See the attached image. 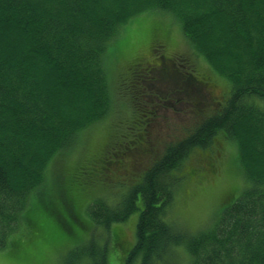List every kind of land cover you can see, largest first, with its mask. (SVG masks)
Instances as JSON below:
<instances>
[{
    "label": "trees",
    "instance_id": "16d2710c",
    "mask_svg": "<svg viewBox=\"0 0 264 264\" xmlns=\"http://www.w3.org/2000/svg\"><path fill=\"white\" fill-rule=\"evenodd\" d=\"M158 10L177 20L198 56L227 82L228 92L218 98L212 80L185 60L193 70L180 73L189 75L185 82L178 80L185 92L195 86L187 93L197 111L189 135L155 151L141 168L154 147L146 124L140 125L155 112L146 111L147 99L133 91L127 97L139 100L140 113L129 111L141 118L137 129L127 128L124 141L87 165L54 172V161L111 112L105 65L111 44L129 20ZM159 60L160 72L175 73L171 58ZM220 140L234 143L246 185L229 189L211 228L192 233L170 216L180 169L201 148L213 156L205 159L206 170L216 173ZM125 158L136 172L130 175L142 172L141 180L117 203L96 192L101 197L85 204L108 173L125 167ZM52 179L62 183L48 192ZM37 199L54 218L51 227L42 207L33 208ZM140 204L131 247L123 230L114 228ZM21 222L35 247L15 237ZM98 230L110 237L98 238ZM50 233L64 242L59 252L79 256L70 264H110L112 243L126 252L123 264H174L180 246L190 264H264V0H0V248L10 241V264H22L20 259L40 264L39 243Z\"/></svg>",
    "mask_w": 264,
    "mask_h": 264
},
{
    "label": "rangeland",
    "instance_id": "374dc122",
    "mask_svg": "<svg viewBox=\"0 0 264 264\" xmlns=\"http://www.w3.org/2000/svg\"><path fill=\"white\" fill-rule=\"evenodd\" d=\"M161 43L164 46L162 48L157 47ZM162 57L173 60L175 73L167 72L164 74L160 72L159 68L144 71V62L157 63L158 59ZM185 60L190 61L195 73L201 78L206 76L212 80L215 85L214 93L218 98L219 95H225L228 92L229 85L227 82L198 56L189 40L184 36L180 24L173 16L158 10L142 13L129 20L119 38L111 44L105 60L111 94L114 98L111 112L104 120L85 131L80 136L78 145L74 147V150L68 154L64 152L54 161L51 169L56 173L58 171L63 173L68 168L87 165L90 159L98 157L111 147H116L120 141H124L128 133L127 128L132 132L136 130V124L141 118L134 119L130 113L133 114L135 111L140 113L136 104L139 100L136 101L134 98L128 99L127 97L129 94L132 96L133 91L147 99L146 103H148L149 109L146 111L155 112V116L144 119L142 122L144 124L140 125L146 124L147 141L153 143L154 147L152 149L154 152L145 157L141 168H146L150 161H153L155 151L160 149L162 152L166 145L189 135L188 130L189 128L192 130L191 126L196 120L197 115L195 113L197 111L192 107V96L187 93L193 91L195 86H188L187 92L180 88L179 80L185 82V77L189 76L187 74L181 76L180 73H188L193 70L188 68ZM136 63L143 65L135 70L134 65ZM167 65H170V62ZM152 76H158L159 82L147 78ZM134 77L136 78L134 79ZM130 122L132 123L129 124ZM126 124L130 126L126 127ZM132 135H129L128 139ZM219 143L220 150L216 154L218 161H215L216 173L209 174L206 171L205 156H211V154L201 148H196L180 169L182 181L170 210V216L181 227L192 233L211 228L219 216L224 197L229 189L234 187L242 189L246 185L239 167L238 152L234 143L224 140H220ZM131 160L125 158V167H117L119 171L108 173L106 183L101 182V185H98L101 189L92 190L88 196H85V204L98 196L96 192L102 195L108 193L110 201L119 202L122 194H125L131 185L138 183L143 175L142 172L135 176L130 175L136 173L127 166ZM51 169H48V174H51ZM191 170L197 171V176L194 178L190 175ZM55 181L57 180H50L49 184L54 185L49 188L48 192L52 191L60 182L62 183V181H57L58 183L55 184ZM99 197L101 196L97 198ZM37 201H39L38 205H34L33 208L42 207L41 209H43L42 211L50 226V221L54 223V218L50 216L48 211L44 210V205H40L43 203L42 199H37ZM138 208L127 221L115 225L117 227L113 226V228L115 227L114 231L123 230L124 239L131 247L136 242V225L143 207L140 204ZM26 214L31 215V212L26 211ZM85 217L87 218V216ZM27 229V224L22 225L21 222L15 237H18L23 243H27L29 248L35 247L34 241L29 244L30 232ZM96 235L101 239L110 237L108 232L102 230H98ZM69 241L74 244L75 239L70 238L67 242ZM62 243L64 242H61L59 237L57 238L51 233L50 236L41 237L40 251H37L39 258L42 259L40 264H70L71 261L79 257L74 254L59 252ZM11 248L10 241L5 247L0 248V264H10L8 258ZM177 248L174 264H190L191 258L187 249L184 246ZM122 258H126V252H123V249L115 248L112 243L109 246L110 264H123ZM20 260L22 264H27L26 261ZM84 261L88 262L87 259ZM135 264H139V261Z\"/></svg>",
    "mask_w": 264,
    "mask_h": 264
},
{
    "label": "flooded vegetation",
    "instance_id": "af4514ba",
    "mask_svg": "<svg viewBox=\"0 0 264 264\" xmlns=\"http://www.w3.org/2000/svg\"><path fill=\"white\" fill-rule=\"evenodd\" d=\"M161 62H162V60H159L158 59V62L157 63H153V64H155V65H151L150 63H148V62H144V66H145V68H146V70H150V69H152V68H158V66H159V64H161ZM141 65H143V64H138V66L140 67ZM136 67H137V65H136Z\"/></svg>",
    "mask_w": 264,
    "mask_h": 264
}]
</instances>
